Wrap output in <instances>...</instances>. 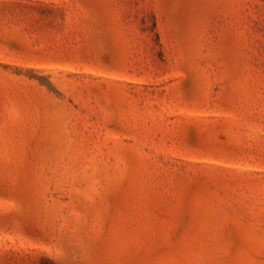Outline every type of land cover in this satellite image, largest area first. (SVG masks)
Returning <instances> with one entry per match:
<instances>
[{
  "label": "rangeland",
  "instance_id": "374dc122",
  "mask_svg": "<svg viewBox=\"0 0 264 264\" xmlns=\"http://www.w3.org/2000/svg\"><path fill=\"white\" fill-rule=\"evenodd\" d=\"M0 264H264V0H0Z\"/></svg>",
  "mask_w": 264,
  "mask_h": 264
}]
</instances>
